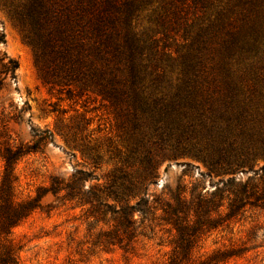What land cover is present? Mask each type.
<instances>
[{"label": "trees", "instance_id": "trees-1", "mask_svg": "<svg viewBox=\"0 0 264 264\" xmlns=\"http://www.w3.org/2000/svg\"><path fill=\"white\" fill-rule=\"evenodd\" d=\"M0 6L31 45L43 83L106 102L127 143L122 167L102 187L86 192L85 182L97 180L79 170L18 200L14 168L38 151L37 142L0 140V264H18L11 230L42 208L45 195L59 193L98 209L110 208L106 199L119 204L117 244L119 232L132 238L136 213L144 219L161 211L160 221L175 232L166 264H219L235 256L226 250L193 260L204 236L249 209L264 212V167L244 182L219 179L210 194L191 190L188 197L179 185L168 198L153 197L149 185L166 159L197 158L209 177H219L264 158V0H0ZM17 68L0 54V100L11 94Z\"/></svg>", "mask_w": 264, "mask_h": 264}, {"label": "rangeland", "instance_id": "rangeland-1", "mask_svg": "<svg viewBox=\"0 0 264 264\" xmlns=\"http://www.w3.org/2000/svg\"><path fill=\"white\" fill-rule=\"evenodd\" d=\"M0 32L4 37L0 54L18 64L11 94L0 100V140L9 146L34 142L38 146L37 152L15 165L16 198H33L38 189L49 187L52 177L67 181L79 170L97 180L85 182L86 192L91 186L102 187L108 175L122 167L127 155V143L117 129L112 108L92 94H67L44 84L31 45L2 6ZM3 167L0 158V182ZM261 167L264 158L255 159L244 172L209 177L206 165L197 158L166 159L158 165L149 193L168 198L179 185H185L188 197L191 190L210 194L219 179L244 182ZM106 203L109 209H98L94 204L65 198L64 193L45 195L42 208L10 232L17 263L166 264L175 232L160 221L161 211L144 219L136 213L132 238L126 239L119 232L123 240L117 244L113 232L119 204L111 199ZM226 250H233L235 256L219 264H264L263 211L249 209L228 228L204 236L193 260Z\"/></svg>", "mask_w": 264, "mask_h": 264}]
</instances>
